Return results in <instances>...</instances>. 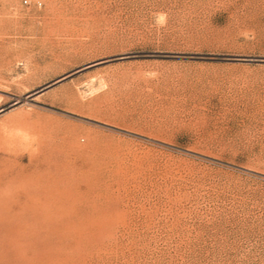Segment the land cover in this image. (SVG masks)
Wrapping results in <instances>:
<instances>
[{
    "label": "rangeland",
    "instance_id": "374dc122",
    "mask_svg": "<svg viewBox=\"0 0 264 264\" xmlns=\"http://www.w3.org/2000/svg\"><path fill=\"white\" fill-rule=\"evenodd\" d=\"M22 1L0 264H264V0Z\"/></svg>",
    "mask_w": 264,
    "mask_h": 264
},
{
    "label": "built area",
    "instance_id": "2783aa9c",
    "mask_svg": "<svg viewBox=\"0 0 264 264\" xmlns=\"http://www.w3.org/2000/svg\"><path fill=\"white\" fill-rule=\"evenodd\" d=\"M30 4H31L30 0H23V1H22V5H23V6L28 7V6H30ZM35 6L40 7V6H41L40 2H37V3L35 4Z\"/></svg>",
    "mask_w": 264,
    "mask_h": 264
}]
</instances>
